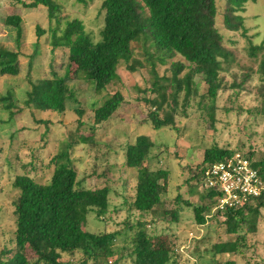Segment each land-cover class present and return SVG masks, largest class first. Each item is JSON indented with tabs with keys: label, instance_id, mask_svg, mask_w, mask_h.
<instances>
[{
	"label": "rangeland",
	"instance_id": "obj_1",
	"mask_svg": "<svg viewBox=\"0 0 264 264\" xmlns=\"http://www.w3.org/2000/svg\"><path fill=\"white\" fill-rule=\"evenodd\" d=\"M57 1L61 8L56 16L61 19L62 28L66 20L78 18L94 41L101 39L104 0ZM217 4L222 13L230 5L229 0H217ZM245 7L248 8L245 15L249 13L251 16L247 25L255 26V33L252 31L249 36L253 42L260 43L264 38V0L247 2ZM10 15L22 17L20 46H16L15 28L6 24ZM57 18L50 20L48 10L43 6L27 8L19 0H0V44L20 51V73L16 76L0 75V254L8 243L12 245L14 201L18 195L14 182L25 178L48 181L54 168L51 164L53 156L63 150L76 133L93 137V141L76 143L71 150L82 186L90 189L103 187L110 178V183L118 190L110 197V212L101 218L95 213L83 217L84 227L94 232H105L122 229L126 221H129V225L143 221L138 212L126 213L121 209V212H115L112 208L113 204L122 206L125 197L132 200L135 194L137 171L126 169L125 148L137 136L145 134L150 136L155 146L151 158L144 165L152 171L162 169L170 174L169 181L150 178L152 183L157 184L164 202L155 217L150 214L144 218L150 233L157 236L153 243L157 247L176 245L179 264H211L212 254L209 250L213 244L220 240H236V236L223 233L225 225L218 227V216L215 214L208 218L210 221L206 225H198L191 207L181 204L184 209L180 222L173 218L170 210L176 206L178 190L183 198L200 203L198 194L204 192L205 188L201 185L198 189L197 179L189 178L203 168V154L207 148L218 144L231 150L252 151L257 161L264 157V117L255 116L249 111L260 104L258 89L262 84L256 73L260 60L250 56L248 40L241 31L224 29L219 20L226 45L233 51L234 59L225 64L226 70L221 75L224 88L213 104L215 118L210 115L211 109L205 107L210 104L207 84L201 75H194L193 92L189 99L185 91L179 94L176 103L170 96L160 112L163 118L174 116L175 124L157 130L148 116L154 105L145 101L159 96V92L153 89L155 78L152 64L147 60V46L141 41L133 43L135 58L144 62L142 67L131 71L122 61L118 68L120 79L97 92L79 65L70 60L69 49L64 46L54 49L53 29L58 26ZM38 26L44 31L42 36L38 35ZM61 33L59 30L58 34ZM150 52L156 53L157 50L151 48ZM154 61L161 78L172 76L174 62L185 63L186 68L181 76L189 73L192 66L181 54L167 58L165 63L157 57ZM30 63L34 66L32 73L29 71L32 69ZM53 73L66 78L78 100H69L65 113L41 111L27 103L31 80L37 82L51 78ZM248 73L252 77L244 87L238 86L243 75ZM162 82L167 85L164 79ZM167 87L168 94H172L173 88ZM9 91L13 93L11 110L4 106L2 99ZM116 91L125 96V101L110 120L94 127V109ZM187 100L189 103H186ZM172 105L175 106L174 111ZM78 107L84 110L82 117L76 113ZM79 119L84 122L80 126L82 130L78 129ZM261 213L257 232L249 233L245 229L240 233L244 237L240 242L241 253L224 254L220 257L223 261L235 259L238 264H264V209ZM11 256L8 254L3 258ZM83 259L81 253L74 256L64 254L61 261L62 264H83ZM115 259L111 258L112 261ZM121 264L134 262L129 255H125Z\"/></svg>",
	"mask_w": 264,
	"mask_h": 264
},
{
	"label": "trees",
	"instance_id": "obj_2",
	"mask_svg": "<svg viewBox=\"0 0 264 264\" xmlns=\"http://www.w3.org/2000/svg\"><path fill=\"white\" fill-rule=\"evenodd\" d=\"M250 1L257 0H229L228 9L222 13L217 0H104L102 7L105 18L101 39L94 41L82 20L78 18L66 20L63 28L61 27V19L56 16L61 8L57 0L31 2L19 0L27 8L43 6L47 8L50 20L57 18L58 26L53 29L54 49L67 47L70 60L79 65L86 78L93 82L97 92L120 79L118 68L122 61L127 63L131 71L142 67L144 62L135 58L133 43L141 41L145 47L147 46V60L152 64L155 78L153 89L159 92V96L145 101L154 105L148 116L157 130L175 124L174 116L163 118L160 112L170 96L176 103L179 94L185 91L189 99L193 92L194 75H201L207 84L210 104L205 107L211 109L210 115L215 118L213 104L224 88L221 75L226 70L225 64L234 59L233 51L226 45L219 20L224 29L241 31L242 36L248 40L250 56L260 60L256 71L262 84L258 89L260 104L249 111L255 116L264 117V38L257 43L249 36L252 31L255 33V26L247 25L248 18H251L250 14L245 15L248 11L245 4ZM21 23L20 15H10L6 20V24L16 30V46L21 44L23 32ZM59 30L61 34H58ZM43 33L38 26V35L42 36ZM151 48H155L157 52H150ZM176 54H181L192 65L190 72L181 76L186 65L184 62H174L172 76L161 78L156 70L154 58L157 57L159 61L165 63L167 58ZM19 56V50L0 44V75H18ZM30 68L32 69L29 71L32 73L34 69L32 63ZM250 77L251 73L244 74L238 86L244 87ZM163 79L173 88L172 94H168V87L162 82ZM31 85L27 103L33 104L41 111L65 113L69 100L78 101L66 78L56 73H53L51 78L40 79L37 82L31 80ZM12 96L13 93L9 91L2 97L3 104L8 110L13 108ZM124 101L125 96L116 91L101 106L95 108L94 127L110 120ZM186 103H189V100ZM172 107L174 111L175 106ZM76 113L82 117L84 110L78 107ZM78 124L80 127L84 122L79 119ZM88 141H93V137H86L81 133L71 137L65 148L53 156L51 164L54 168L48 181L25 178L14 182L13 186L18 191L14 201L15 229L12 245L8 243L2 249L0 263L62 264L64 254L74 256L81 253L84 257L83 264L109 262L121 264L125 255H129L134 264H179L176 245L157 247L153 243L157 236L150 233L147 223L144 222L147 215H156L164 204L157 184L152 183L150 178H164L169 181L170 176L168 171L162 169L152 171L144 165V162L151 158V151L155 146V142L148 135L137 136L135 141L130 142L125 148L126 169L137 171L136 190L132 200L125 197L122 206L113 204L112 208L115 212L121 210L126 213L138 212L143 221L130 225L129 221H126L122 229L105 232H94L84 227L82 218L91 213H95L99 218L105 217L112 207L110 199L112 193H118L110 183V178L105 186L94 189L83 187V183L79 181L71 150L76 143ZM236 152L254 158L252 151L250 154L215 144L205 150L203 168L189 179H197L196 187L199 189L202 184L201 176L205 170L213 163ZM255 165L260 167L264 180V157L260 161L256 160ZM178 191L175 195L176 206L170 210L173 218L180 222L184 209L181 204L193 209L198 225H206L210 221L209 217L217 215L218 227L225 225L226 230L224 229L223 233L235 235L236 240H220L213 244L209 250L212 254L211 264H238L235 259L223 261L220 257L224 254L241 253L240 242L244 238L240 236L242 231L245 229L249 233L258 231L261 211L264 209V194L251 204L214 211L218 202L217 193L208 190L199 192L200 203L195 204L183 198V194ZM8 254H12L11 258L4 259L3 257ZM113 257H116L114 261L111 260Z\"/></svg>",
	"mask_w": 264,
	"mask_h": 264
},
{
	"label": "built area",
	"instance_id": "obj_3",
	"mask_svg": "<svg viewBox=\"0 0 264 264\" xmlns=\"http://www.w3.org/2000/svg\"><path fill=\"white\" fill-rule=\"evenodd\" d=\"M255 163V158L236 152L205 170L201 185L218 194L214 211L251 204L264 194V180Z\"/></svg>",
	"mask_w": 264,
	"mask_h": 264
}]
</instances>
